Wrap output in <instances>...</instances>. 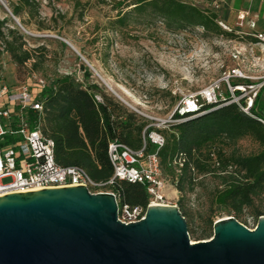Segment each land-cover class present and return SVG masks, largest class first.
<instances>
[{
	"label": "trees",
	"instance_id": "16d2710c",
	"mask_svg": "<svg viewBox=\"0 0 264 264\" xmlns=\"http://www.w3.org/2000/svg\"><path fill=\"white\" fill-rule=\"evenodd\" d=\"M8 1L15 16L24 10L32 16L37 13L39 3L36 0ZM112 6L116 14L111 23L116 27L139 18L148 24L160 20L170 31L201 28L205 33L256 42L253 37L223 29L215 11L184 0H116ZM221 7L225 20L229 11L225 4ZM5 21L0 19L4 51L18 71L28 62L36 67L40 58L36 59L35 53L44 47L28 46L26 38L34 39V36L5 26ZM88 75L86 72L85 76ZM240 93L235 90L236 95ZM95 94L101 101L95 99ZM41 99L43 131L54 141L56 163L81 166L96 182L106 181L113 174L107 154L109 141L118 140L134 149L145 144L147 151L156 150L163 176L179 193L177 205L186 220L188 233L193 231L188 226L189 212L183 198L194 190L201 175L218 179L211 193V207L215 209L212 215L225 211L240 221L243 212L249 210L257 222L264 214V100L261 89L248 113L241 108L246 105L245 98L231 101L227 96L213 103H202L194 111L175 112L173 121L162 128L147 126L145 119L104 93L96 83L83 84L68 74L51 78L41 91ZM150 131H157L164 137L158 149L148 138ZM244 137L257 144V151L239 152L236 143ZM106 188L116 194L120 204L146 206L148 202L145 184L118 179ZM213 223L212 216L208 217L201 235L205 237L198 239L212 236Z\"/></svg>",
	"mask_w": 264,
	"mask_h": 264
},
{
	"label": "rangeland",
	"instance_id": "374dc122",
	"mask_svg": "<svg viewBox=\"0 0 264 264\" xmlns=\"http://www.w3.org/2000/svg\"><path fill=\"white\" fill-rule=\"evenodd\" d=\"M36 1V14L24 10L15 16L9 1L0 0V19L6 20L5 26L34 36L26 38L28 46L44 47L35 53L36 59L40 58L36 67L28 62L18 71L0 38L1 82L17 86L68 74L83 84L96 83L154 128H162L164 119L180 112L179 105L215 82L220 99L229 96L238 101L243 97L247 102L259 89L264 98V54L247 41L205 33L201 28L170 31L160 20L148 24L139 18L116 27L111 23L116 0ZM184 1L215 11L222 18V7L214 6L213 0ZM233 4L235 9L247 6L243 0ZM227 20L235 31L234 16ZM232 69L239 70L237 76L231 75ZM236 147L243 154L258 149L249 137L239 139ZM217 184L218 179L212 175H201L194 190L183 198L189 212L188 226L193 231L189 233L191 242L203 240L198 238L205 237L201 235L208 217L216 221L231 216L225 211L212 215L211 193ZM166 188L162 202L177 205L179 193L169 180ZM239 222L251 229L257 223L249 210L243 212Z\"/></svg>",
	"mask_w": 264,
	"mask_h": 264
},
{
	"label": "water",
	"instance_id": "95a60500",
	"mask_svg": "<svg viewBox=\"0 0 264 264\" xmlns=\"http://www.w3.org/2000/svg\"><path fill=\"white\" fill-rule=\"evenodd\" d=\"M0 264H264V215L253 229L218 219L210 238L191 242L177 205H149L123 223L110 192L9 193L0 196Z\"/></svg>",
	"mask_w": 264,
	"mask_h": 264
},
{
	"label": "built area",
	"instance_id": "2783aa9c",
	"mask_svg": "<svg viewBox=\"0 0 264 264\" xmlns=\"http://www.w3.org/2000/svg\"><path fill=\"white\" fill-rule=\"evenodd\" d=\"M213 4L220 7L226 3L225 0H213ZM250 16L248 9L237 11L235 32L240 36L255 38L256 42H249V45L260 47L264 54V33L256 30V23ZM218 24L225 30H231L223 18L218 19ZM238 72V69H232L231 75L237 76ZM47 84L48 81L42 78L17 86L0 81V196L67 186H85L90 192H103V188L121 179L145 184L148 202L146 206L120 204L116 194L106 188L104 192H110L116 198L119 221H139L144 218L149 205L164 204L162 201L166 197L168 179L162 174L157 151H147L145 144L139 149H134L118 140L109 141L107 154L113 174L102 182L94 181L81 166H62L56 163L54 141L43 131L41 91ZM218 88L219 85L215 82L201 94L192 95L183 105L178 106L179 113L194 111L202 103L218 101L221 97ZM255 95L249 97L246 105L241 107L246 113L249 112ZM94 97L101 101L98 94ZM172 121L169 118L164 119L161 125ZM262 122L264 123V120ZM148 138L157 149L164 143V137L157 131H150Z\"/></svg>",
	"mask_w": 264,
	"mask_h": 264
},
{
	"label": "crops",
	"instance_id": "0c3cea01",
	"mask_svg": "<svg viewBox=\"0 0 264 264\" xmlns=\"http://www.w3.org/2000/svg\"><path fill=\"white\" fill-rule=\"evenodd\" d=\"M235 0H229V3H227V1H225V5L228 8V16L233 15L235 22L237 21L236 15H237V11L239 10H245L248 9L250 11V17L252 19H254L255 23H256V30L263 32L264 33V2L261 0H243L247 6H243V7H239L237 9L234 8V2ZM225 21L227 22V18L225 19ZM234 22V24H235ZM262 91V90H261ZM263 98V96H262ZM264 100V98H263ZM264 110V109H263ZM167 190V188L165 189V191Z\"/></svg>",
	"mask_w": 264,
	"mask_h": 264
},
{
	"label": "bare ground",
	"instance_id": "6f19581e",
	"mask_svg": "<svg viewBox=\"0 0 264 264\" xmlns=\"http://www.w3.org/2000/svg\"><path fill=\"white\" fill-rule=\"evenodd\" d=\"M159 204H162V203H154V204H152V205H159Z\"/></svg>",
	"mask_w": 264,
	"mask_h": 264
}]
</instances>
